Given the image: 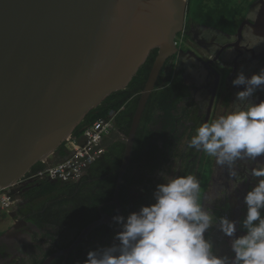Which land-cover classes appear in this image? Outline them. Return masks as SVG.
I'll list each match as a JSON object with an SVG mask.
<instances>
[{"label": "flooded vegetation", "instance_id": "flooded-vegetation-1", "mask_svg": "<svg viewBox=\"0 0 264 264\" xmlns=\"http://www.w3.org/2000/svg\"><path fill=\"white\" fill-rule=\"evenodd\" d=\"M259 1L248 0L246 8L227 26L220 21L201 23L188 13L184 30L177 37V51L163 64L145 102L122 176L127 140L157 51L150 54L141 67L145 70H138L130 86L129 83L115 92L109 102L100 104H114L122 99V94L127 96L124 104L101 118L113 120L112 131L103 140L104 153L84 168L78 179L40 177L36 171L47 165L41 163L12 188L11 208L0 205V264H85L89 251L119 243L115 237L121 228L107 220L85 235L84 231L104 216L126 218L142 206L155 203L157 185L166 182L161 173L195 175L201 183V203L210 206L217 218L232 219L238 212L239 220L245 218L244 197L254 186V179L248 176L232 190L227 168L215 172V159L188 144L200 125L233 111L236 93L244 90V86L232 83L241 70L250 77L264 69V43L253 49L242 47L245 35L252 32L264 39L254 27L264 21V7ZM258 7L255 22L248 20L249 12ZM151 97L158 99L159 107H150ZM167 99L170 106L165 107L163 102ZM260 101H264V90H258L251 98L253 103ZM67 156V148L60 150L48 164ZM239 163L238 170L244 176L245 168L264 165V157L245 163V167ZM100 164L103 168L99 169ZM206 238L213 242L218 255L234 256L218 224L208 230Z\"/></svg>", "mask_w": 264, "mask_h": 264}, {"label": "water", "instance_id": "water-1", "mask_svg": "<svg viewBox=\"0 0 264 264\" xmlns=\"http://www.w3.org/2000/svg\"><path fill=\"white\" fill-rule=\"evenodd\" d=\"M188 13L189 0H0V189L12 190L36 165H50L86 116L127 87L157 51L122 176L145 102L177 51ZM254 27L264 35V21ZM107 220L113 217L93 222L83 235Z\"/></svg>", "mask_w": 264, "mask_h": 264}, {"label": "clouds", "instance_id": "clouds-1", "mask_svg": "<svg viewBox=\"0 0 264 264\" xmlns=\"http://www.w3.org/2000/svg\"><path fill=\"white\" fill-rule=\"evenodd\" d=\"M258 12L259 7L250 11L247 19L255 22ZM244 40L242 47L249 49L264 43L254 32ZM232 83L244 86L236 93L233 111L200 125L188 147L227 168L232 190L248 176L254 179L244 197L245 218L235 220L238 213L232 219L217 218L201 203V183L195 175L161 173L166 182L157 185L155 203L126 218L114 216L121 228L115 237L119 243L89 251L85 264H264V165L245 168L244 176L237 166L264 157V101L251 102L258 90H264V69L250 77L241 70ZM217 224L234 256L218 255L206 238Z\"/></svg>", "mask_w": 264, "mask_h": 264}, {"label": "built area", "instance_id": "built-area-1", "mask_svg": "<svg viewBox=\"0 0 264 264\" xmlns=\"http://www.w3.org/2000/svg\"><path fill=\"white\" fill-rule=\"evenodd\" d=\"M112 121V117L99 119L87 126L82 134V142L70 136L65 142L69 156L63 161L47 165L36 175L65 181L78 179L83 169L104 153L103 140L112 131ZM10 191V188L0 189V205L7 210L13 204Z\"/></svg>", "mask_w": 264, "mask_h": 264}, {"label": "trees", "instance_id": "trees-1", "mask_svg": "<svg viewBox=\"0 0 264 264\" xmlns=\"http://www.w3.org/2000/svg\"><path fill=\"white\" fill-rule=\"evenodd\" d=\"M248 3H249L248 0H242L241 2H239L238 0H189V14H191L197 21H199L201 23L208 22L210 24L211 23L216 24L218 21H220L219 24H221L222 26H227L228 24L232 25L233 21L229 22L228 19L224 20V19L220 18L219 11H220L221 5L223 4L226 7H228V9L232 13V15H237L238 13H240L241 10H244L246 8L245 6ZM208 10L212 11L211 12L213 14L212 17L208 18L206 15L202 14L204 11H208ZM141 70L143 72V70H145V68L144 69L142 68ZM133 79H135V78H133ZM132 81H131V83H132ZM131 83L129 84V86L131 85ZM164 92H167V94H168L169 90H166ZM113 95H115V93L109 95L103 101L102 104L109 102ZM126 99H127V96H124L122 94V99L119 102H116L114 104H108L106 106L99 105L98 107L93 109L88 114V116L86 118V120L90 119V121L89 122H87L85 120L82 121V123L75 129V131L73 132L72 136L74 138H76L77 140H81L83 131H84V129L87 126L91 125L96 120H99V119H101L103 117H108L110 110L119 108L122 104H124L126 102ZM150 101H151L150 107H154V106L159 107V106H157L158 105L157 104L158 99H155L154 97H151ZM150 101H149V103H150ZM163 105L165 107L166 106H170L169 99L164 101ZM94 110L95 111L99 110L100 112L93 113ZM122 114H124V113H122ZM80 127H82V129ZM150 147L154 148L155 146L150 145ZM65 149H66V147H65V143H64L61 151L65 150ZM147 151H149V150H147ZM98 167H99V169L103 168L102 164H100ZM203 171L206 172V170H204V169H203ZM59 206H61V205H59Z\"/></svg>", "mask_w": 264, "mask_h": 264}, {"label": "rangeland", "instance_id": "rangeland-1", "mask_svg": "<svg viewBox=\"0 0 264 264\" xmlns=\"http://www.w3.org/2000/svg\"><path fill=\"white\" fill-rule=\"evenodd\" d=\"M211 12H212L211 10H208V11H204L202 14L206 15L209 18V17L213 16V14ZM219 16H220V18H222L224 20L228 19L229 22L237 19L236 15H232V13L229 11L228 7H226L223 4L220 7ZM241 225H242V223L240 224V226Z\"/></svg>", "mask_w": 264, "mask_h": 264}]
</instances>
